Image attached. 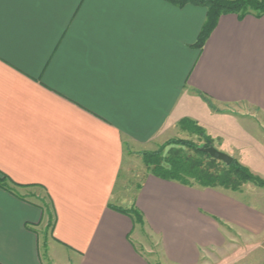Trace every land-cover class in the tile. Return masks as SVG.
Listing matches in <instances>:
<instances>
[{"label":"crops","instance_id":"1","mask_svg":"<svg viewBox=\"0 0 264 264\" xmlns=\"http://www.w3.org/2000/svg\"><path fill=\"white\" fill-rule=\"evenodd\" d=\"M206 20L165 0H0V264H44L51 223L52 264H151L110 205L137 209L169 264L264 237L255 191L132 181L131 157L185 119L264 162V17L222 16L200 50Z\"/></svg>","mask_w":264,"mask_h":264},{"label":"trees","instance_id":"2","mask_svg":"<svg viewBox=\"0 0 264 264\" xmlns=\"http://www.w3.org/2000/svg\"><path fill=\"white\" fill-rule=\"evenodd\" d=\"M177 7L193 5L207 10V20L199 36L196 47L203 49L207 40L215 30L222 16L235 15L239 20L248 16L261 19L264 17V0H165ZM179 128L189 129L193 133L205 137L207 144L211 138L197 123L185 119L179 123ZM180 146L194 152L188 155L182 150H171L164 157L162 149L153 153H140L143 163L151 174L165 181L177 182L183 186L203 189H221L233 193L240 192L248 183L264 188V180L253 175L247 168L234 160L231 166H226L212 159L203 149L181 142ZM2 187V181H0ZM113 210L128 216L135 225L145 227L143 215L135 208L123 210L112 205Z\"/></svg>","mask_w":264,"mask_h":264},{"label":"rangeland","instance_id":"3","mask_svg":"<svg viewBox=\"0 0 264 264\" xmlns=\"http://www.w3.org/2000/svg\"><path fill=\"white\" fill-rule=\"evenodd\" d=\"M251 126L254 127L253 131L257 132L255 126ZM225 128L231 129L232 131H235L236 133L238 132L240 135H242V133L240 132L241 129H238L235 125H228L225 126ZM262 131L264 130L262 129ZM181 142L191 143L192 146H195L199 149H207L210 147H214L220 152H223L225 150V146H221L223 141H221L220 139L213 140L211 138V143L207 144L205 137H201L199 134L193 133L189 129L183 130L179 128L176 132L172 133L167 140L161 142L148 153L157 152L158 150L162 149L164 157L171 150H182L185 153H188V155H195L194 152L180 146L179 143ZM130 166L132 169V181L138 185L142 182V179L146 174H151V171L147 169V167L143 163L142 156H140L139 154L131 157ZM249 168H252V171L250 172L253 175L260 177L264 180L263 161L258 159L256 162L255 169H253V167ZM243 188L248 191L257 192L259 195L258 199L260 200V202L261 199L264 202V188L258 187L250 183L243 185L240 189V192ZM245 200L248 203L253 204L251 197L247 196ZM257 206L264 209V204H257ZM51 227L52 223L47 227L46 231L44 232V236H41V257L43 259L44 264H52L51 261H49L47 246L45 243L49 238ZM134 236V242L135 244H137L138 251L144 256H146L151 262V264H169L163 258L158 243L154 241V239L146 232L145 227H141L140 225H138V232H136ZM66 256H68L70 259H67V257L64 256V260H61L59 264H67V262L71 260L72 257L69 256L68 253L66 254ZM201 264H264V237L257 240L240 238L235 241L233 245H230L227 249H224L219 252H212L210 254L205 255L203 261H201Z\"/></svg>","mask_w":264,"mask_h":264},{"label":"water","instance_id":"4","mask_svg":"<svg viewBox=\"0 0 264 264\" xmlns=\"http://www.w3.org/2000/svg\"><path fill=\"white\" fill-rule=\"evenodd\" d=\"M203 151L207 155H209L212 159H214L220 163H223L226 166H231L234 162V159L231 156H229L223 152H220L219 150H217L214 147L203 149Z\"/></svg>","mask_w":264,"mask_h":264}]
</instances>
